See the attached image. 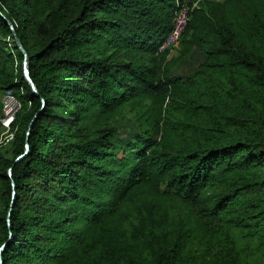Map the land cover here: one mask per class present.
I'll return each instance as SVG.
<instances>
[{"label": "trees", "instance_id": "trees-1", "mask_svg": "<svg viewBox=\"0 0 264 264\" xmlns=\"http://www.w3.org/2000/svg\"><path fill=\"white\" fill-rule=\"evenodd\" d=\"M8 91L0 264H264V0H0Z\"/></svg>", "mask_w": 264, "mask_h": 264}, {"label": "built area", "instance_id": "built-area-1", "mask_svg": "<svg viewBox=\"0 0 264 264\" xmlns=\"http://www.w3.org/2000/svg\"><path fill=\"white\" fill-rule=\"evenodd\" d=\"M195 7H197V3L190 7L188 4L182 6L178 2L173 30L165 42L159 47V53H162L165 50L175 49L174 47L178 45L180 38L190 21V11ZM1 103L2 116L0 118V127L2 131L0 134V150L7 147L14 140V132L12 128L15 116L21 109V104L10 91L4 94Z\"/></svg>", "mask_w": 264, "mask_h": 264}, {"label": "rangeland", "instance_id": "rangeland-1", "mask_svg": "<svg viewBox=\"0 0 264 264\" xmlns=\"http://www.w3.org/2000/svg\"><path fill=\"white\" fill-rule=\"evenodd\" d=\"M177 48L173 49V51L171 53V56H173V57L177 56V52H178ZM200 61H201L200 57L197 54H193L192 56H190V58H188V60L181 61L180 63H178V65H177V67H176L174 72L177 73V74H180L182 76L188 75V73L190 71H193L197 67V65L200 63ZM132 119H133V116L126 115L125 119L121 120L117 124L118 127L120 128V133L121 134L124 133V135H126L127 133H130V130L134 127L133 124L129 123L130 120H132ZM1 131L2 130H1V127H0V134H1ZM8 149L9 148H6L4 153L8 154V152H7Z\"/></svg>", "mask_w": 264, "mask_h": 264}, {"label": "water", "instance_id": "water-1", "mask_svg": "<svg viewBox=\"0 0 264 264\" xmlns=\"http://www.w3.org/2000/svg\"><path fill=\"white\" fill-rule=\"evenodd\" d=\"M2 17L5 19L4 16H2ZM6 22H7V24L10 26V28L12 29V31H13V33H14V36L16 37V42H17L18 47L20 48V50H21V51L24 53V55L26 56L25 50H24V48H23V46H22L20 40L17 38L16 31H15V28H14L13 24H12L11 22H9L8 20H6ZM24 74H25V77H26L27 81L31 84V86H32V88H33V90H34V92L37 93V89H36V87H35V85H34L32 79H31V77H30V72H29V67H28L27 61L24 63ZM31 127H32V124L30 125V128H31ZM30 128H29L28 135H30ZM27 150H28V146H27ZM23 157H24V156H21V157L18 159V161L21 160V159H23ZM10 172L12 173V170H11ZM11 173H10V174H11ZM1 263H2V261H1Z\"/></svg>", "mask_w": 264, "mask_h": 264}]
</instances>
